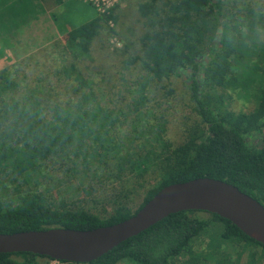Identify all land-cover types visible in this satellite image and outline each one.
Here are the masks:
<instances>
[{
  "label": "trees",
  "instance_id": "16d2710c",
  "mask_svg": "<svg viewBox=\"0 0 264 264\" xmlns=\"http://www.w3.org/2000/svg\"><path fill=\"white\" fill-rule=\"evenodd\" d=\"M186 3L195 8L188 22L176 12L180 4ZM223 3L224 0H148L138 9L150 26L162 24L163 28L169 24L176 29V33L169 30L162 34L169 35L158 40L156 36L162 31L153 29L149 35L156 37L157 44L161 41L160 53L125 63L129 66L139 60L146 72L147 77L137 89L142 104L150 82L156 84L155 90L171 77L185 82L199 124L176 147H135L114 142L111 130L122 114L115 116L99 106L92 83L78 68L79 61L92 59L91 43L102 25L116 22L114 9L70 30L64 38L69 64L48 70L42 80L19 76L8 69L0 71V233L110 226L133 216L162 188L197 178L228 183L264 207V86L249 114L222 112L219 106L223 100L219 90L231 83L236 54L222 43L232 37L221 21ZM219 26L222 30L218 34ZM46 53L36 54L34 59ZM257 76L264 84V62ZM60 83L64 86L63 100ZM165 89V95L173 94L171 89ZM70 153L75 161L99 164V168L111 171L112 177L127 172L148 176L152 184L134 211L118 190L106 199L101 213L57 203L43 192L22 191L21 181L28 182V173L38 163L60 160L63 155L69 160ZM208 236L209 250L199 262L251 264L253 258L261 256L259 264H264L263 244L230 221L201 211L170 214L87 264H191L188 253L196 242ZM241 244L250 246L245 262L242 255L235 257L236 246ZM41 259L51 260L31 253H0V264H39Z\"/></svg>",
  "mask_w": 264,
  "mask_h": 264
},
{
  "label": "rangeland",
  "instance_id": "374dc122",
  "mask_svg": "<svg viewBox=\"0 0 264 264\" xmlns=\"http://www.w3.org/2000/svg\"><path fill=\"white\" fill-rule=\"evenodd\" d=\"M147 1L122 0L107 10L114 9L116 22L102 25V31L91 43L92 59L77 64L92 83L99 106L115 113V116L122 114L111 130L114 142L135 147L142 144L146 147L161 144L176 147L186 139L187 132L199 124L185 82L171 77L160 83L156 90V84L150 82L142 104L137 89L147 77L146 72L139 60L129 66L125 64L133 58L156 57L162 45L161 41L157 44L155 38L158 40L160 36L169 35H162L169 30L176 33V29L172 30L169 24H164L163 28L162 24L149 25L138 10ZM222 7L221 21L232 35L222 43L233 48L236 54L231 83L219 90L223 95L219 106L222 112L249 114L256 106L257 93L264 86L257 76L264 62V0H224ZM194 9L188 3L180 4L177 16L188 22ZM99 15L101 13L84 0H62L60 4L57 0H0V71L8 69L19 76L42 80L48 70L65 67L70 62L64 49L66 34ZM155 28L162 33L153 37L149 32ZM46 51V54L34 59V55ZM35 61L40 64L34 65ZM62 87L63 83H60V90ZM165 88L171 89L173 94L165 95ZM60 93L63 100L65 95L62 90ZM68 158L63 155L60 160L38 163L28 173V182L21 181L22 191L43 192L49 200H56L57 203L65 202L73 208L101 213L106 199L118 190L134 211L152 184L148 176L124 172L112 177L111 171L99 168V164L90 160L75 161L73 153L68 154ZM210 240V236L203 237L193 245L191 254L188 253L191 264L199 262L200 257L208 252ZM249 247L244 244L236 246L235 257L242 255L244 260ZM260 259L261 256L253 258L251 264H259ZM39 264L58 262L41 259ZM199 264L213 262L201 261Z\"/></svg>",
  "mask_w": 264,
  "mask_h": 264
},
{
  "label": "water",
  "instance_id": "95a60500",
  "mask_svg": "<svg viewBox=\"0 0 264 264\" xmlns=\"http://www.w3.org/2000/svg\"><path fill=\"white\" fill-rule=\"evenodd\" d=\"M221 30L219 26L218 34ZM180 211L218 215L264 245V207L228 183L197 178L162 188L133 216L110 226L0 233V253H31L57 262L87 264Z\"/></svg>",
  "mask_w": 264,
  "mask_h": 264
},
{
  "label": "built area",
  "instance_id": "2783aa9c",
  "mask_svg": "<svg viewBox=\"0 0 264 264\" xmlns=\"http://www.w3.org/2000/svg\"><path fill=\"white\" fill-rule=\"evenodd\" d=\"M91 5L98 13L103 14L105 11L116 6L122 0H84Z\"/></svg>",
  "mask_w": 264,
  "mask_h": 264
},
{
  "label": "crops",
  "instance_id": "0c3cea01",
  "mask_svg": "<svg viewBox=\"0 0 264 264\" xmlns=\"http://www.w3.org/2000/svg\"><path fill=\"white\" fill-rule=\"evenodd\" d=\"M62 3V2H61ZM93 10V9H92Z\"/></svg>",
  "mask_w": 264,
  "mask_h": 264
},
{
  "label": "flooded vegetation",
  "instance_id": "af4514ba",
  "mask_svg": "<svg viewBox=\"0 0 264 264\" xmlns=\"http://www.w3.org/2000/svg\"><path fill=\"white\" fill-rule=\"evenodd\" d=\"M198 76V75H197Z\"/></svg>",
  "mask_w": 264,
  "mask_h": 264
}]
</instances>
